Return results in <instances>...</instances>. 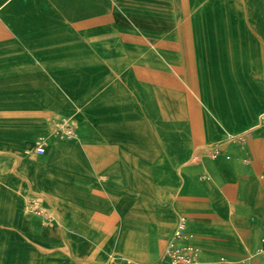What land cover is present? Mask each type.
<instances>
[{
    "label": "crops",
    "instance_id": "crops-1",
    "mask_svg": "<svg viewBox=\"0 0 264 264\" xmlns=\"http://www.w3.org/2000/svg\"><path fill=\"white\" fill-rule=\"evenodd\" d=\"M164 2L120 0L140 27L181 18L179 41L160 42L165 56L131 53L128 84L112 58L126 65L128 42L142 38L115 25L106 0H0V264H168L181 216L177 244L198 250L195 264H264V0ZM103 17L114 29H97ZM96 59L103 69L88 67ZM145 71L157 84L145 86ZM64 119L79 124L72 136L56 132ZM144 119L170 125L174 180L150 191L138 176L154 166L138 149L144 134L129 128ZM32 200L40 212L26 210Z\"/></svg>",
    "mask_w": 264,
    "mask_h": 264
},
{
    "label": "rangeland",
    "instance_id": "rangeland-1",
    "mask_svg": "<svg viewBox=\"0 0 264 264\" xmlns=\"http://www.w3.org/2000/svg\"><path fill=\"white\" fill-rule=\"evenodd\" d=\"M106 3L110 5L107 7L111 9L113 16H115L117 18L115 25L118 28L122 27V28H127L131 31H134V32H138V35L142 38V39H139L140 42H132L133 39L131 40V42H128V47H129L128 52H127L128 55H125L127 58V61H124L126 63V65L125 64H123L122 66L118 65V63H120L118 57L112 58V69L113 70L115 68H116L115 70H117V68H120V67L129 69V70H127L126 79H127V83L131 84V82L133 81V78H134V76L131 74V71H130V67H131L130 57L132 56L131 53L136 52V50L139 48L141 49V51L138 50L139 51L138 59H139L140 63H141V59H143L144 62L145 61L146 62L152 61L153 55L157 56L158 58H161V56H165L163 49H161L162 45L160 42L167 37L174 38L176 42L179 41L178 40L179 39V32L178 31H179V24H180L181 18H180V16H177V15L175 18H173L170 21L166 18H160L158 20H161V22L163 24L162 26H159V27H146V26L144 27V26H142V27H140L137 24L134 17L132 19L130 16H126L125 14L122 13V11L120 10V0H106ZM159 4L163 5V7H167L168 3L164 2V0H160ZM101 12L103 13V11H101ZM112 21H113L112 18L109 19V18L103 17L100 19H96L95 22H96L97 26L100 25L99 27H101V28H97V29L104 31L107 28H110L111 30L114 29V27L112 25ZM105 22H107L106 25H105ZM142 32L144 34H142ZM145 33H152L154 36H157L156 39L158 41H155V42L151 41V39H149ZM81 35H82V33L80 34V36ZM112 36H113V39H115V41H117V39H119L120 34H119V32H113ZM130 45H131V47H130ZM175 50H177V49H173V51H175ZM83 56L84 55L82 53L81 58ZM179 57L180 56L177 52L176 53V59H177L176 61H178ZM102 62H103L102 60L96 59L94 61V65L91 63V65L88 64V67L92 66L95 68V71H98V69L104 68ZM82 66L86 67L87 63L86 62L83 63L82 60H80V67H82ZM95 73H97V72H95ZM94 77H95L94 75H90V74H88V72L85 74H82L78 77L80 80V83H81L80 85L81 86H82V84L84 85V86L80 87V89L81 88L82 89L80 91H78V93H77L78 98L86 101V99H87L86 97L88 94V92L86 91V84L88 82H90V79H94ZM97 77H100V76H97ZM142 77L144 80V84L147 87H151L154 84H157V83H155V79L159 80L158 76H156V75L153 76L152 73L149 71L143 72ZM100 78L103 80V76H101ZM107 78L108 79L110 78L111 82H109V83L110 84L112 83V85L115 84L114 82H112V80L118 79L117 76H111V77L108 76ZM175 79H176L175 83L181 84L183 86L184 80H183L182 74L175 75ZM102 90H103V88H102ZM146 105H147V102H146ZM147 109H148V114H153L152 109H150V107ZM178 109H180V111H181V113L179 112L180 118H178L179 119V120H177L178 122L175 123V125H172V127L174 126L175 128L179 129V127H183V123H180V122L183 119H187V118H186V114L184 113L183 107H178ZM70 120H72L75 123L76 127H79V124L74 119H70ZM167 120L168 119H159L157 122V119H144L142 124H139L137 126L135 124L129 125V128L133 127L134 131H136V128H137L138 132H142L144 134L143 140L136 141V142H138V144H141V146H142L141 148H138V149L139 150L142 149V151H143L144 155H143V157L141 155V158L144 161V164H153L154 165L150 168L145 166L144 171L142 173H139V175H138L139 177H141V175H143L144 185L146 187L145 190H149V191L151 190L149 187V186H151V185H149L151 183H153L156 186L162 187V186H168L169 181L171 182V180H174V177H173L174 173L166 170V168L169 165V163H168L169 156L166 155L167 149H166L165 141H167V140L164 138H166V136H167V133H166L167 132V126H170L169 124H167V122H166ZM87 122L88 121H86V123ZM59 123H57L56 125H58ZM91 123H93V122H91ZM91 125H94V124H91ZM179 131H181V130H176V139H175L176 148H178L184 142V139L182 138V135ZM157 135L160 136V139H157V137H156ZM127 142H129V141H127ZM124 143H126V142L124 141ZM129 143H132V141ZM157 145L159 147H157ZM129 148H131V147H129ZM138 149H136V147H133L132 152L135 153L136 150H138ZM157 149H159L160 155H157ZM139 150H138V152H139ZM28 209H29V211H34L33 206L32 207L28 206L26 210H28ZM113 263L114 264H125V263L119 262V261H114ZM129 264H134V263L131 262Z\"/></svg>",
    "mask_w": 264,
    "mask_h": 264
},
{
    "label": "built area",
    "instance_id": "built-area-1",
    "mask_svg": "<svg viewBox=\"0 0 264 264\" xmlns=\"http://www.w3.org/2000/svg\"><path fill=\"white\" fill-rule=\"evenodd\" d=\"M262 122L264 123V114L262 115ZM56 132L65 136H72L75 132V124L70 119L62 120L56 128ZM38 148L40 152H45V143L43 140L39 141ZM38 201L32 200L30 206L34 207V211L40 212L41 209L38 206ZM187 237V218L181 216L178 220L173 240L171 241L166 254L165 262L168 264H195L198 257V250L191 245L179 246L178 241L184 240ZM259 253L264 257V239L262 247L259 250ZM162 264V262L154 263Z\"/></svg>",
    "mask_w": 264,
    "mask_h": 264
}]
</instances>
